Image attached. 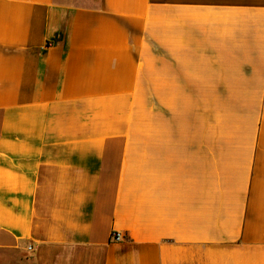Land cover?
<instances>
[{"label": "crops", "instance_id": "0c3cea01", "mask_svg": "<svg viewBox=\"0 0 264 264\" xmlns=\"http://www.w3.org/2000/svg\"><path fill=\"white\" fill-rule=\"evenodd\" d=\"M0 264H264V0H0Z\"/></svg>", "mask_w": 264, "mask_h": 264}, {"label": "built area", "instance_id": "2783aa9c", "mask_svg": "<svg viewBox=\"0 0 264 264\" xmlns=\"http://www.w3.org/2000/svg\"><path fill=\"white\" fill-rule=\"evenodd\" d=\"M121 239V234L117 231H112L110 234V240L112 241H119Z\"/></svg>", "mask_w": 264, "mask_h": 264}]
</instances>
